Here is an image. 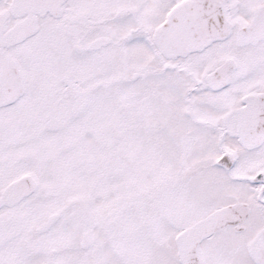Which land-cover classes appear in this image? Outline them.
<instances>
[{
  "label": "snow or ice",
  "instance_id": "snow-or-ice-1",
  "mask_svg": "<svg viewBox=\"0 0 264 264\" xmlns=\"http://www.w3.org/2000/svg\"><path fill=\"white\" fill-rule=\"evenodd\" d=\"M0 264H264V0H0Z\"/></svg>",
  "mask_w": 264,
  "mask_h": 264
}]
</instances>
